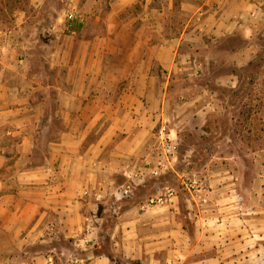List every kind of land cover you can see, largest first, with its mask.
Segmentation results:
<instances>
[{
    "label": "crops",
    "instance_id": "obj_1",
    "mask_svg": "<svg viewBox=\"0 0 264 264\" xmlns=\"http://www.w3.org/2000/svg\"><path fill=\"white\" fill-rule=\"evenodd\" d=\"M91 1L101 0H72L74 5ZM178 1L188 19L178 36H168L165 5ZM139 2L140 16H121ZM90 21L107 25L114 46L104 51L100 35H86L85 27L68 35L66 25H59L47 68L63 82L49 81L47 87L64 89L57 95L63 129L52 133L56 137L46 144L43 161L33 159L39 148L33 127L49 98H33L37 68L29 51H0V233L11 237L0 238V264L24 263L28 247L37 249L31 264H215L211 215H196L198 239L189 243L177 211L142 200L163 194L161 179L150 176L166 167L163 161L127 165L138 170H126L120 182L113 173L118 160L104 161L101 155L112 144L116 156L137 155L160 128L161 133L197 129L227 104L209 92L208 83L193 80L213 77L220 66L226 72L210 79L214 87L240 89L238 71L263 51L264 0H110L109 14L90 15ZM136 22L142 26L132 37ZM123 36L125 51L118 45ZM66 42L72 47H64ZM110 54L120 60L104 65ZM104 71L115 79L104 80ZM119 75L126 82L116 96ZM102 121L109 126L90 140ZM57 239L67 244L58 245ZM247 244L238 237L219 246ZM199 250L202 254L195 255ZM240 260L221 258L219 264Z\"/></svg>",
    "mask_w": 264,
    "mask_h": 264
},
{
    "label": "rangeland",
    "instance_id": "obj_2",
    "mask_svg": "<svg viewBox=\"0 0 264 264\" xmlns=\"http://www.w3.org/2000/svg\"><path fill=\"white\" fill-rule=\"evenodd\" d=\"M169 4L165 5L167 17L163 26L168 36L175 37L183 30L188 12L183 9L182 1ZM75 5L72 0H0V51L8 48L10 51H29L37 68L33 98L36 101L49 98V102L44 104V117L33 127L39 145L33 155L36 161L44 160L46 144L56 137L52 133L63 129V119L57 114V95L64 89L47 87L49 81L57 86H62L63 82L62 75L58 77L57 73L47 68L49 51L54 46L52 39L57 38L59 25H66L65 33L68 35H76L84 27L83 33L86 35H100L104 39V51H111L114 46L108 39L107 25L93 24L91 21L87 23L90 15H108L110 0ZM143 11L139 2L124 10L121 16L135 18ZM141 26V22L133 24L132 37ZM127 41L126 37H120L119 48L124 49ZM262 44L263 51H259L250 64L238 71L241 87L237 92L214 87L210 79L226 72L220 66H217L213 77L212 73L209 77L193 80L197 85L208 83L209 92L216 91L227 103L220 104L217 112L212 113L208 121H201L197 129H185L179 133L166 129L161 133L160 128V132L147 138V143L142 145L137 155L116 156L111 153L115 144L106 147L101 155L104 161L118 160L119 166L115 167L113 173L120 182L126 178V170H129V174L138 170L132 166L126 168L127 165L143 160L163 161L166 167L157 175L150 174L161 179L163 194L157 198L152 192H147L150 196L154 195V199L142 200L151 205L165 204L172 211H177L178 218L183 222L184 239L188 242L198 239L196 215H211L215 223V264H219L221 258H241L242 263L264 264V40ZM67 46L72 47L70 42L64 47ZM112 55L104 57V65L116 61L118 57ZM110 74L104 71V80L115 79V75L111 78ZM117 79L121 82L119 88L114 89V94L120 96L123 91L121 85L126 78L119 75ZM76 123L71 121V126H76ZM166 124L169 122L166 121ZM108 126V122L102 121L90 140L98 136L95 132L99 129L104 132ZM152 187L151 191L155 189ZM139 192L137 195L142 196ZM206 197L209 199L207 203L204 201ZM244 226L246 230H243ZM237 227H241L240 232L235 230ZM238 237L248 244L240 248L223 249L219 246L222 240H235ZM0 238L11 241V237L3 233H0ZM55 241L58 245L67 244V240ZM36 250L25 248L24 263L19 264H31V254ZM201 254L199 250L195 255Z\"/></svg>",
    "mask_w": 264,
    "mask_h": 264
}]
</instances>
